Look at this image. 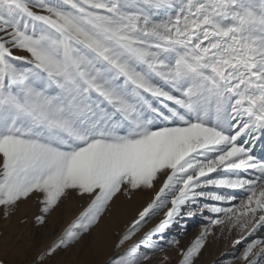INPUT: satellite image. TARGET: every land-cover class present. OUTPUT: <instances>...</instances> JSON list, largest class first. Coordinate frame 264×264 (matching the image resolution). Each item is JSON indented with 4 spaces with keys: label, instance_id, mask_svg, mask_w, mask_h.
<instances>
[{
    "label": "snow or ice",
    "instance_id": "6c2138e0",
    "mask_svg": "<svg viewBox=\"0 0 264 264\" xmlns=\"http://www.w3.org/2000/svg\"><path fill=\"white\" fill-rule=\"evenodd\" d=\"M140 192L108 264H197L218 226L264 264V0H0V207L87 201L32 264Z\"/></svg>",
    "mask_w": 264,
    "mask_h": 264
},
{
    "label": "rangeland",
    "instance_id": "374dc122",
    "mask_svg": "<svg viewBox=\"0 0 264 264\" xmlns=\"http://www.w3.org/2000/svg\"><path fill=\"white\" fill-rule=\"evenodd\" d=\"M35 197H31L29 199L31 201L22 199L6 216L4 209L0 207V260L4 264H32L37 254L43 252L59 236L63 228L87 206V201L82 200L71 209L68 218H65L63 217V205L67 202L65 200L47 217L46 223L40 225L37 224L35 217L40 214L41 205ZM123 199L127 200L124 196ZM145 204H140L135 212L129 214L122 222H118L117 226L112 227L111 241L102 252L96 253L92 248L94 227L75 244L48 257L46 264H108L111 258L123 251V248H115L117 240ZM53 214L56 218L52 217ZM109 215L110 212L102 220L107 219ZM156 219L158 218H154L150 223H155ZM200 228L201 225L196 220L191 221L187 234L180 237L179 247L186 248L199 234ZM214 232L215 235L210 236L206 242L197 264H216L217 261H220V264H226L235 252L233 241L240 235L238 230L233 229L229 233L227 226H224V232L221 233L218 226ZM140 235L142 233L138 234L137 239ZM170 235H175V231L173 230ZM258 235H264V231ZM240 250L242 251V247ZM165 255L169 257L168 264H178L180 257L176 246L165 247L163 251L154 253L149 264H161V259ZM234 264H240V262L235 261Z\"/></svg>",
    "mask_w": 264,
    "mask_h": 264
},
{
    "label": "bare ground",
    "instance_id": "6f19581e",
    "mask_svg": "<svg viewBox=\"0 0 264 264\" xmlns=\"http://www.w3.org/2000/svg\"><path fill=\"white\" fill-rule=\"evenodd\" d=\"M256 150L259 152V145L257 146ZM150 196V192L137 193L131 199L127 200L123 199L122 195L118 196V198L115 200V203L111 207L109 217L100 221L99 224L94 228L92 240V248L94 252H102L111 241L112 227L117 226L118 222H122V220H124L129 214L135 212L140 204H145L149 200ZM31 197L27 198L28 201H31L29 200ZM80 202H82V199L77 198L75 195L67 199V202L63 205V217L68 218L71 209H73V207L78 205ZM52 217L56 218V215L53 214Z\"/></svg>",
    "mask_w": 264,
    "mask_h": 264
}]
</instances>
